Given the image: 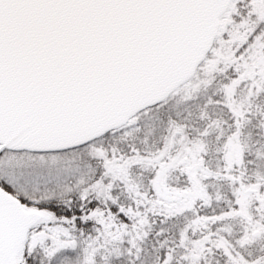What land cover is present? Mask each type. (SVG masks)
Instances as JSON below:
<instances>
[{"label":"snow or ice","instance_id":"obj_1","mask_svg":"<svg viewBox=\"0 0 264 264\" xmlns=\"http://www.w3.org/2000/svg\"><path fill=\"white\" fill-rule=\"evenodd\" d=\"M0 264H264V0H0Z\"/></svg>","mask_w":264,"mask_h":264}]
</instances>
